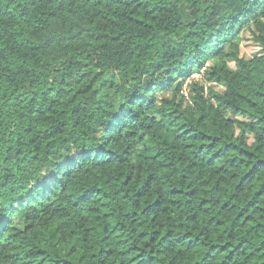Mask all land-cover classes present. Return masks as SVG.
Instances as JSON below:
<instances>
[{"label":"trees","instance_id":"trees-1","mask_svg":"<svg viewBox=\"0 0 264 264\" xmlns=\"http://www.w3.org/2000/svg\"><path fill=\"white\" fill-rule=\"evenodd\" d=\"M0 264H264V0H0Z\"/></svg>","mask_w":264,"mask_h":264},{"label":"rangeland","instance_id":"rangeland-1","mask_svg":"<svg viewBox=\"0 0 264 264\" xmlns=\"http://www.w3.org/2000/svg\"><path fill=\"white\" fill-rule=\"evenodd\" d=\"M260 48L252 39L251 35L247 32L241 45V55L245 58H251L259 52ZM196 76V74L194 75ZM195 78H199L198 75ZM168 95V94H167Z\"/></svg>","mask_w":264,"mask_h":264},{"label":"built area","instance_id":"built-area-1","mask_svg":"<svg viewBox=\"0 0 264 264\" xmlns=\"http://www.w3.org/2000/svg\"><path fill=\"white\" fill-rule=\"evenodd\" d=\"M196 74V76L198 75L199 78H195L196 76H194ZM193 74L184 84V94L188 95L189 92V85L191 84L192 81L195 80H204V74L203 73H195ZM209 85H213V86H217V83L215 82H209Z\"/></svg>","mask_w":264,"mask_h":264}]
</instances>
